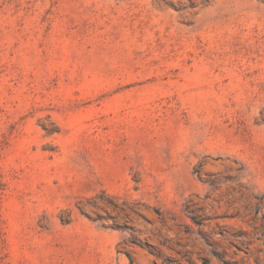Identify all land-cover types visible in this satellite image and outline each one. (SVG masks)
<instances>
[{
    "label": "rangeland",
    "instance_id": "374dc122",
    "mask_svg": "<svg viewBox=\"0 0 264 264\" xmlns=\"http://www.w3.org/2000/svg\"><path fill=\"white\" fill-rule=\"evenodd\" d=\"M0 264H264V0H0Z\"/></svg>",
    "mask_w": 264,
    "mask_h": 264
}]
</instances>
